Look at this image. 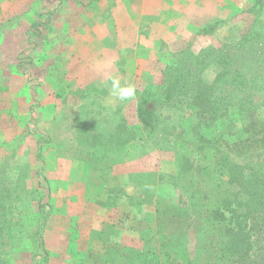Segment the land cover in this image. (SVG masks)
<instances>
[{
	"label": "rangeland",
	"instance_id": "rangeland-1",
	"mask_svg": "<svg viewBox=\"0 0 264 264\" xmlns=\"http://www.w3.org/2000/svg\"><path fill=\"white\" fill-rule=\"evenodd\" d=\"M257 32L264 0H0V264H221L244 132L195 101Z\"/></svg>",
	"mask_w": 264,
	"mask_h": 264
},
{
	"label": "trees",
	"instance_id": "trees-1",
	"mask_svg": "<svg viewBox=\"0 0 264 264\" xmlns=\"http://www.w3.org/2000/svg\"><path fill=\"white\" fill-rule=\"evenodd\" d=\"M201 32L211 34L214 26H205ZM254 35L262 36L257 42L260 46L248 45L247 49L238 48L233 56L220 52L211 58V61L223 64L214 82L219 87L218 95L215 97V89H212L209 100L204 96L205 99L195 101L199 108L206 106L205 109H194L206 124L222 116L227 108L236 106L244 132V136L234 143L236 155L244 161L231 162L227 155L216 161L228 171L225 175L227 183L236 185L242 196L235 197L221 210L211 208L214 217L225 227L221 264H264V119L256 113L258 108L264 107V71L261 67L264 66V34H247L241 42L250 41ZM189 75L193 77V74ZM255 95L260 96L257 102L253 101ZM136 116L143 128H155V112L148 104H139ZM252 156L254 161L250 163L248 158ZM226 192L229 191L226 189Z\"/></svg>",
	"mask_w": 264,
	"mask_h": 264
},
{
	"label": "clouds",
	"instance_id": "clouds-1",
	"mask_svg": "<svg viewBox=\"0 0 264 264\" xmlns=\"http://www.w3.org/2000/svg\"><path fill=\"white\" fill-rule=\"evenodd\" d=\"M110 95L119 101L132 100L136 96V88L132 84L122 85L119 80H113Z\"/></svg>",
	"mask_w": 264,
	"mask_h": 264
}]
</instances>
